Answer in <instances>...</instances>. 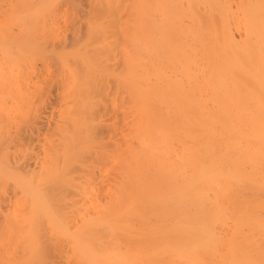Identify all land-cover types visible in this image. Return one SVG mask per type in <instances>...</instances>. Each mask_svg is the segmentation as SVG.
Returning a JSON list of instances; mask_svg holds the SVG:
<instances>
[{
	"label": "bare ground",
	"instance_id": "6f19581e",
	"mask_svg": "<svg viewBox=\"0 0 264 264\" xmlns=\"http://www.w3.org/2000/svg\"><path fill=\"white\" fill-rule=\"evenodd\" d=\"M12 1L0 264H264V0Z\"/></svg>",
	"mask_w": 264,
	"mask_h": 264
},
{
	"label": "rangeland",
	"instance_id": "374dc122",
	"mask_svg": "<svg viewBox=\"0 0 264 264\" xmlns=\"http://www.w3.org/2000/svg\"><path fill=\"white\" fill-rule=\"evenodd\" d=\"M1 1H2V0H1ZM4 1H6V3H8V5H10L9 2L12 1V0H8V2H7V0H4ZM4 1H2V2H0V3L2 4V3H4ZM14 1H15V0H14ZM18 1H20V0H18ZM11 3H13V6H15L13 1H12ZM17 3H18V2H17ZM1 4H0V6H1ZM15 4H16V3H15ZM81 4H83V3H81ZM4 5H7V4L4 3L3 6H4ZM8 5H7V6H8ZM17 5H19V4H17ZM11 6H12V5H11ZM81 6H82V5H80V7H81ZM85 6L87 7V5H85ZM82 8H85V7L82 6ZM19 11H20V10H19ZM20 14L22 15V13H20ZM22 16H24V15H22ZM14 20H15L14 23H16L17 21H18V22L20 21V19H14ZM236 37L239 38L238 35H237ZM26 99H27V98H26ZM23 100H24V99H23ZM26 101H27V100H26ZM26 101H25V102H26ZM23 102H24V101H23ZM25 102H24V103H25ZM27 102H28V101H27ZM24 103H23V105H24ZM21 104H22V103H21ZM18 106H20V105H17V106H16L17 111H18ZM27 106H28V103L26 104V107H24V108H27ZM20 107L23 108L22 105H21ZM14 108H15V107H14ZM16 108H15V111H11V112H15V113H16ZM24 108H23V109H24ZM19 109H20V108H19ZM23 109H22V110H23ZM19 111H20V112H23V111H21V110H19ZM19 111H18V112H19ZM17 114H18V113H17ZM68 198H69V197H67L66 199H65V198H63V199L68 200ZM70 199H71V198H70ZM65 200H64L65 203L62 201V199H61V201L59 202V205H61L60 209H61L62 207L65 206V205H64V204H66V201H65ZM68 201L72 203V201H70V200H68ZM61 202H62V203H61ZM69 202H67V204L70 205ZM63 203H64V204H63ZM62 204H63L64 206H62ZM67 204H66V205H67ZM69 205H68V206H69ZM72 206H73V203H72ZM65 207H66V206H65ZM69 208L72 209L73 207H72V208L69 207ZM66 209H68V208H66ZM66 209H65V210H66ZM62 210H64V209L62 208ZM65 210H64V211H65ZM71 212H72V210H71ZM63 213H64V212H63ZM67 213H70V210H69L68 212L66 211V214H67ZM70 214H71V213H70ZM72 222H74V221H72ZM72 222H70V224H69V223H67V224H68V225H71ZM74 223H75V222H74ZM67 224H64V226L67 225ZM68 225H67L66 227H68ZM74 225H75V224H74ZM62 226H63V225H62ZM64 226H63V227H64ZM69 227H70V226H69ZM71 227L73 228V225H72ZM74 227H75V226H74ZM64 228H65V227H64ZM72 228H70L69 230H68V229H67V230L65 229L64 231H61V232L58 231L59 233H58V232H57V233H58V236H59V237L57 236L58 238H57V237H54V238H56V239H61V238H60L61 235L64 237V236L67 234L68 236H67V235H66V236L68 237V241L71 242V239L69 240V237H72L73 240H74V238H75V231H71ZM59 229H60V228H59ZM61 230H62V229H61ZM72 230H74V229H72ZM68 231H70V233L72 232L73 234L70 235L69 233H67ZM57 233H56V235H57ZM63 234H64V235H63ZM56 235H55V236H56ZM69 235H70V236H69ZM63 237H62V238H63ZM67 237H66V238H67ZM66 238H65V239H66ZM65 239H64V240H65ZM73 240H72V241H73ZM61 241H62V240H61ZM61 241H60V242H61ZM62 242H64V241H62ZM65 242H66V240H65ZM53 259L58 261V259H56V257H54ZM51 261H52V258H51ZM57 261H56V262L54 261V262L57 264Z\"/></svg>",
	"mask_w": 264,
	"mask_h": 264
}]
</instances>
